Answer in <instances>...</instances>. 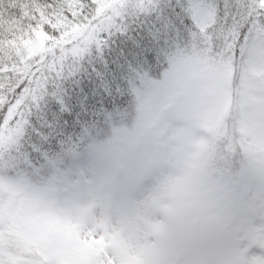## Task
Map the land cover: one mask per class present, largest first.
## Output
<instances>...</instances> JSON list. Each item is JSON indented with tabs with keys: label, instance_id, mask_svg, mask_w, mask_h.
I'll return each mask as SVG.
<instances>
[{
	"label": "snow or ice",
	"instance_id": "6c2138e0",
	"mask_svg": "<svg viewBox=\"0 0 264 264\" xmlns=\"http://www.w3.org/2000/svg\"><path fill=\"white\" fill-rule=\"evenodd\" d=\"M128 4L0 0V264H264V0H184L134 114L86 147L43 136L39 167L21 151L50 76Z\"/></svg>",
	"mask_w": 264,
	"mask_h": 264
},
{
	"label": "trees",
	"instance_id": "16d2710c",
	"mask_svg": "<svg viewBox=\"0 0 264 264\" xmlns=\"http://www.w3.org/2000/svg\"><path fill=\"white\" fill-rule=\"evenodd\" d=\"M157 1L161 12L158 13L156 9L155 16L148 17L146 22L135 20L134 23L127 24V27L124 25L125 30L113 28L106 34L103 33L101 40L103 43L90 51L88 59L80 62L81 67L75 75L77 80L70 77L73 70L68 69L73 68L72 65L65 66L60 75L50 76L45 94L32 107L22 141L21 150L34 157V164L39 166L38 158L31 152V146L39 144L43 136L48 138L45 150H58L61 144L67 142H75L86 147L93 140L105 139L110 134L113 123L118 124L128 113L134 114L135 95L130 92L136 77L132 73H150L155 68H149L152 65L150 62L146 67L145 60H152V55L154 57L155 50L160 46L158 40L161 43L160 38L164 34H171L172 37L180 31L177 25L184 19L181 7L176 4L177 0ZM39 2L44 5L59 4V0ZM166 12L170 15L167 16ZM179 15L181 17L177 18ZM185 20L189 25V19ZM147 25L150 30L147 29ZM157 30L161 32L158 34ZM128 31H132L131 34ZM136 68L138 69L134 70ZM59 85L66 91L64 94H67L66 96L63 94V100L57 98ZM117 88L123 93H115L114 90ZM125 100L128 105L130 104L131 111L124 110ZM109 101L116 106L115 110L103 107L104 103ZM118 107L122 113L116 117ZM41 108L45 110L43 113ZM126 122L131 124L130 116ZM32 125L41 126L42 129L36 130ZM35 134L38 137L41 134L42 137L38 138ZM13 153L16 151L13 150Z\"/></svg>",
	"mask_w": 264,
	"mask_h": 264
},
{
	"label": "rangeland",
	"instance_id": "374dc122",
	"mask_svg": "<svg viewBox=\"0 0 264 264\" xmlns=\"http://www.w3.org/2000/svg\"><path fill=\"white\" fill-rule=\"evenodd\" d=\"M176 1V0H175ZM182 2H184V0H177V2H176V4L179 6V7H181V3ZM139 3V0H129V4H128V6L126 7V9L124 10V12H123V14H122V16L119 18V20H118V27H116V29H122V30H125L126 29V25L128 24H131V22H133L134 23V21L136 20V21H144V22H146V19L148 18V17H150V18H152L153 16H155L154 14H156V9H158V13H160L161 12V10H160V8L157 6V3H158V1L157 0H153V2H152V4L149 6V8L147 9V10H142L141 8H139V7H137V4ZM173 8H175V7H173ZM175 11V10H174ZM157 13V15H159ZM167 16H169L170 15V13L169 12H166L165 13ZM179 17H181L180 15L177 17V18H179ZM189 19V25L191 24V19H190V17L188 18ZM187 24V22H186V20H185V18L177 25L178 26V28L180 29V31L181 30H183L184 29V26ZM126 27H125V26ZM188 25V24H187ZM157 28V27H156ZM147 29L148 30H150L149 29V27H148V25H147ZM146 29V30H147ZM158 31V34L161 32V30H157ZM130 34H131V32L132 31H128ZM106 34V33H105ZM104 34V35H105ZM102 35H103V33L101 34V36H100V39L102 40ZM171 35V34H170ZM170 35L168 34V33H166V34H164V36L163 35H161V37L162 38H160V40H161V43L159 42V37L157 38V40H158V43L160 44V46L158 47V49L157 50H155V53H154V57H153V55H152V60L151 61H149L148 59L147 60H145L146 61V63H145V66L146 67H148L149 66V62L152 64L149 68H152V67H155L152 71H150V73H148L149 74V76L150 77H152V78H158V72H157V65L158 64H161L162 63V56H163V52H164V50L168 47V45L173 41V40H175L176 38H177V35H178V33L177 34H175L174 36H172V37H170ZM169 41V42H168ZM99 47V45H95V44H93L91 47H90V49L88 50V52H86L82 57H79V58H75V57H73V58H70L67 62H66V64H65V66H68V65H72V67L73 68H69L68 70H73V72H72V76H70V77H75V75H76V72H79V69H80V62L82 61V60H84V59H88L89 58V55H90V51L91 50H93V49H95V48H98ZM141 63H143V62H141ZM143 66V65H142ZM148 68V69H149ZM138 68H136V69H134V70H137ZM140 70H141V68H139ZM67 70V71H68ZM63 72V71H62ZM61 72V73H62ZM135 73H136V75H135ZM132 74H134V76L136 77L135 78V80L134 81H136V83L138 84L139 83V81H138V79H137V76H138V74H142V73H139V72H133ZM66 76V75H65ZM66 77H68V76H66ZM56 78V77H55ZM76 78V80H77V77H75ZM57 81V79H55V82ZM74 81V80H73ZM59 87V90H58V92H57V98H59L60 97V99L61 100H63V94L66 92L64 89H62L61 88V85H59L58 86ZM130 89H128V91H129ZM114 92L115 93H118V94H121V93H123V92H121L118 88H117V90H114ZM130 93H132L133 95H135L134 94V92L132 91V89H131V92ZM65 95V94H64ZM67 95V94H66ZM65 95V96H66ZM125 103H126V105L124 104L123 105V108H124V110H130L131 111V106H130V104L128 105L127 104V100H125ZM133 104H134V102H133ZM113 102L112 101H109V102H107V103H104V105H103V107H107V108H111L112 110H115V108H116V106H113ZM45 110H43V108H41V112L43 113ZM121 113H122V111L120 110V108L118 107L117 108V110H116V112H115V116L116 117H119L120 115H121ZM35 126V127H34ZM32 127H34V129H36V130H41L42 129V127L41 126H36V125H32ZM59 126H57V128H58ZM35 136H37L38 137V135L37 134H35ZM39 137H42V135L41 134H39ZM38 137V138H39ZM27 144V143H26ZM50 144V143H49ZM24 146V145H23ZM21 151H23V150H21ZM32 152V151H31ZM33 154H34V152H32ZM17 153H13V155H16ZM37 167H39V166H37ZM25 170H27V169H25ZM20 170L19 169H17L16 171H12L10 174L13 176V177H15L16 175L15 174H18V172H19Z\"/></svg>",
	"mask_w": 264,
	"mask_h": 264
}]
</instances>
